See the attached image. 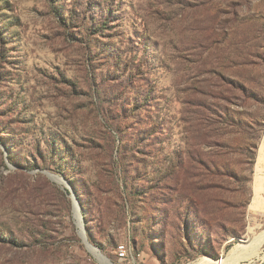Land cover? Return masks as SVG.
<instances>
[{
	"label": "rangeland",
	"instance_id": "obj_1",
	"mask_svg": "<svg viewBox=\"0 0 264 264\" xmlns=\"http://www.w3.org/2000/svg\"><path fill=\"white\" fill-rule=\"evenodd\" d=\"M49 174L110 264H264V0H0V264H101Z\"/></svg>",
	"mask_w": 264,
	"mask_h": 264
},
{
	"label": "bare ground",
	"instance_id": "obj_2",
	"mask_svg": "<svg viewBox=\"0 0 264 264\" xmlns=\"http://www.w3.org/2000/svg\"><path fill=\"white\" fill-rule=\"evenodd\" d=\"M52 180H54L55 182H60V183H62L61 182V180L60 179H58L57 177H54V176H51L50 177ZM75 215V219H76V221H77V225H79V223H78V220H77V214L75 213L74 214ZM259 242L260 243H262V242H264V232L262 233V235L260 236V238H259ZM254 246H256V244H254ZM87 247V250L101 263V264H110L109 262H108V260L102 255V254H100L98 251H97V249H95L94 247H90V246H86ZM249 247H251V244H250V246ZM247 248L248 250L245 252V254L248 252V253H250L252 250L250 249V248ZM228 257H229V255H228ZM241 258V256L240 257H236L234 260H229V258L227 259V258H222V259H220V260H218V261H213V260H210V259H208V258H202V259H200L196 264H234V262H236L238 259H240Z\"/></svg>",
	"mask_w": 264,
	"mask_h": 264
},
{
	"label": "water",
	"instance_id": "obj_3",
	"mask_svg": "<svg viewBox=\"0 0 264 264\" xmlns=\"http://www.w3.org/2000/svg\"><path fill=\"white\" fill-rule=\"evenodd\" d=\"M49 176V178L51 177V176H53V175H48ZM54 177H56V176H54ZM58 178V177H57ZM58 179H60V178H58ZM61 180V182H62V184H65V188H66V190L68 191V192H70V199H71V203H72V208H73V213L75 214H77V220H78V223H79V225H77V227H78V234H79V236H80V238H81V240H82V242L85 244V246H90V247H93L90 243H89V241H88V238H87V235H86V231H85V229H84V224H83V218H82V216H81V213H80V207H79V205H78V202H77V200H76V198H75V196H74V193L71 191V189H70V187H69V185L63 180V179H60ZM74 218H75V215H74ZM95 248V247H94ZM95 249H97V248H95ZM98 250V249H97Z\"/></svg>",
	"mask_w": 264,
	"mask_h": 264
},
{
	"label": "built area",
	"instance_id": "obj_4",
	"mask_svg": "<svg viewBox=\"0 0 264 264\" xmlns=\"http://www.w3.org/2000/svg\"><path fill=\"white\" fill-rule=\"evenodd\" d=\"M126 252H127V249L125 246H119V250L116 251L117 255L119 256V259L121 260L126 258L127 256Z\"/></svg>",
	"mask_w": 264,
	"mask_h": 264
},
{
	"label": "trees",
	"instance_id": "obj_5",
	"mask_svg": "<svg viewBox=\"0 0 264 264\" xmlns=\"http://www.w3.org/2000/svg\"><path fill=\"white\" fill-rule=\"evenodd\" d=\"M87 238H88V241H89V242H92V238H91V236L89 235L88 232H87ZM118 248H119V247H118ZM118 248H117V249H118Z\"/></svg>",
	"mask_w": 264,
	"mask_h": 264
}]
</instances>
